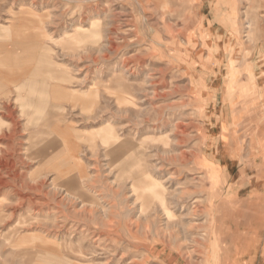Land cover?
I'll use <instances>...</instances> for the list:
<instances>
[{"label":"rangeland","instance_id":"rangeland-1","mask_svg":"<svg viewBox=\"0 0 264 264\" xmlns=\"http://www.w3.org/2000/svg\"><path fill=\"white\" fill-rule=\"evenodd\" d=\"M18 40L33 87L2 120L0 264H264L262 0H0V43ZM40 56L68 102L36 85ZM109 128L144 143L170 217L114 182L128 157L91 136ZM77 174L86 197L68 190Z\"/></svg>","mask_w":264,"mask_h":264},{"label":"bare ground","instance_id":"bare-ground-1","mask_svg":"<svg viewBox=\"0 0 264 264\" xmlns=\"http://www.w3.org/2000/svg\"><path fill=\"white\" fill-rule=\"evenodd\" d=\"M45 64H46V66L50 65V63L47 60V58L46 57L44 58V56H42L41 57V63H40V69L43 68V71H44V72H42L43 73V79H42V81L40 83L37 82V84H36V82H35V84L39 85L38 88L40 90L42 89V93H43L44 89H45L44 90L45 92H48V91L50 92L52 90L54 91L52 93V99L50 98L51 102L52 101H53V103H55V102L56 103L57 102H68L69 97L71 98V96H72V93H71L72 91L68 92V93L66 91H64L58 84V80H60L61 77L55 75V73L52 72V70L48 71L46 73V71L44 69V68H46ZM9 68H11V67H9ZM46 81H48V82L54 81V82L52 83V85L49 86V85L46 84L47 83ZM32 87H33V84H30L29 82L25 83V84L22 83V85H20L19 88H18L19 89L18 90V94L26 92L25 90H27V91L29 90L30 91ZM91 94H92V92H91ZM9 95H10V93H7L5 91H0V104L2 102V104L7 105V103H9V101H10V96ZM87 95H88V93H84V95H82V96L84 97V96H87ZM42 96L45 97L44 94ZM27 103H30V101L28 100ZM29 105H31V104H29ZM41 107L39 109H42ZM35 109H36V107H35ZM54 109L59 110L58 107H53V110ZM41 111L43 112V110H41ZM41 111H39V112H41ZM90 111L92 112L93 110H90ZM37 112H38V110H37ZM85 112H87V111L85 110ZM13 114H14V112H13V110L10 109L9 106L6 107L5 109L2 106H0V116H3V117H0V137L1 138H5V136H8L9 137L8 138L9 141H11L10 129H11L12 126L6 128L7 126L4 124V122L2 120H11V119H13V116H14ZM33 114H35V112L32 113V116H33ZM36 115H38V114H36ZM45 116H46V114L41 117L42 121H45L44 120ZM31 118H33V117H31ZM31 120L34 121L33 119H31ZM2 124H4V125H2ZM28 125L29 124L27 123V126ZM43 126H45V123H44ZM5 128H6V130H5ZM73 132H74V130L70 126L67 127L66 131L61 132L62 146H63V144L69 143L70 151L68 149H66V151L67 152L69 151L68 153H70V154L75 150L74 149L75 148L74 147V141L75 140L77 141V138H75L73 136ZM42 133L45 134V132H42ZM91 136H96L95 138L99 140L101 145L107 146V148H108L107 149V155H111V153H114V154H117L120 158H122L123 156L124 157H128L127 163H128L129 170H123L122 167L118 166L119 167V172H118V175H116V177L114 178V182L115 183H119V182H121L123 180L128 179L130 181V185H131L130 192L132 193L133 198L136 201L141 202V204L143 206V202L142 201H146L147 199L151 200V198H153L154 200H158L159 206L161 207L162 212L164 214H166L167 217H170V215L167 214L165 200H164V198L162 196L163 195L162 194L163 193L162 186H160L157 183H154V182L150 181L148 179V177L146 176L145 172L143 171V167L144 166H142V162L143 161H142V150H141V148L143 147L144 143H139V144H136V145L133 146L131 142L124 141V140L120 139L118 136H116V134L113 132V130L111 128L103 129L101 132L91 134ZM6 149L7 150L3 151V153H7L9 151L11 152L12 147L7 145ZM66 151H65V153H66ZM7 154H9V153H7ZM112 156H113V154H112ZM114 159L116 160V156L114 157ZM114 159H113V164L115 165ZM73 161H76V159H73ZM1 163L2 162H0V164ZM75 165H77V162H76ZM58 167H59V164L58 165L54 164V168L53 169L57 170ZM70 174H72V173H70ZM126 174H129V176H126ZM80 175L71 177L69 179L68 184H70V186L68 187V190L70 192L72 191L74 196H79L80 195V196L86 197V195L84 194V186L85 185L83 184L82 181H80V179H82L83 177L80 176ZM90 198H91V200L88 199L87 202H89L91 204H96V200L93 197H90ZM139 212H141V210ZM63 248L66 249L70 254L74 253L75 254L74 256H76V257L81 256V252H80L79 249L76 250L72 246H68V247L64 246ZM77 248H78V246H77ZM51 259H49V260H50V263H52V264L53 263L54 264H71L68 261H64L63 259L62 260L52 259V261H51ZM74 259L76 260V258H74Z\"/></svg>","mask_w":264,"mask_h":264},{"label":"crops","instance_id":"crops-1","mask_svg":"<svg viewBox=\"0 0 264 264\" xmlns=\"http://www.w3.org/2000/svg\"><path fill=\"white\" fill-rule=\"evenodd\" d=\"M262 1L264 2V0ZM23 44L25 46L24 40H18V42L15 41L13 43V46L10 42L0 43V91L10 93L9 96L11 100L9 101V103L11 101L13 102V99L15 98L12 95V91H14L13 89H16L19 84L27 81L30 78L34 67V63L31 62L32 66L30 65L29 59L26 57V53L23 57L22 53H17L18 49H22ZM10 46L12 47V50ZM9 103L5 105L1 102L0 106H2L3 108L9 106L10 109L15 112L16 110H14V108L10 106L12 103L10 105ZM13 137L14 134L11 135V141H9L8 136H5V138H0L3 140L6 139V145L12 147Z\"/></svg>","mask_w":264,"mask_h":264}]
</instances>
